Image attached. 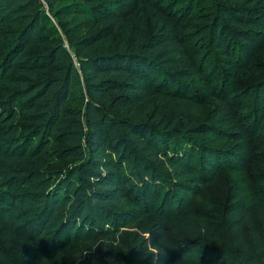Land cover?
Returning <instances> with one entry per match:
<instances>
[{"label": "trees", "instance_id": "trees-1", "mask_svg": "<svg viewBox=\"0 0 264 264\" xmlns=\"http://www.w3.org/2000/svg\"><path fill=\"white\" fill-rule=\"evenodd\" d=\"M42 1L51 10L58 0ZM202 3L209 11L204 22L191 15L189 1L168 5L170 20L199 26L198 34L206 41L205 50L201 46L192 49L191 59L186 60L162 47V42L174 41L178 33L168 22L163 25L167 30L163 35L157 30L144 39L135 29L132 38L125 40L120 15L104 5L55 8L53 25L39 0H0V140L12 143L0 152V161L9 165L11 173L28 161L61 159L70 163L56 173V180L45 184L48 173L34 180L35 173L18 170L24 190L6 205L22 219L16 234L1 227L4 237L12 239L5 264H22L23 247L40 254L50 252L48 243L64 247L70 241L85 243L88 258L83 264H177L163 235L168 219L164 211L178 213L186 234L195 225L207 228L187 208L202 181L194 173L211 176L217 168L215 161L227 158V153L218 155L214 136L202 137L198 163L193 164L190 150L197 145L193 138L205 132V127L187 123L181 128L176 123L183 121L180 113L185 109L198 110L196 96L188 98L187 93L198 89L210 95L218 87L220 93L225 76L234 80L264 48V10L260 9L264 0ZM145 7L151 21H157V12L148 4ZM75 14L84 19L70 27L67 16ZM83 25L85 32L73 37ZM116 26L119 34L113 41ZM59 32L80 52L77 62L86 73L83 87L88 96L82 110L67 105L74 69ZM208 62L225 68L224 77L216 83L209 75L212 67ZM205 66L209 69L202 73ZM257 82L246 95L254 93L248 115L261 124L264 77ZM241 97L238 94L234 99ZM168 105L171 113L166 118ZM213 131L218 136L227 134L220 124ZM57 143L63 145L54 149ZM209 147L213 157L206 153ZM174 198L175 209L171 206ZM141 201L150 207L144 209L148 213L143 217L125 208H135ZM223 213L229 235L222 260L233 256L230 264H264V217L257 234L240 202ZM130 220L134 232L121 245L116 236ZM244 222L248 223L250 253L241 233ZM154 246L160 250L157 255L152 253Z\"/></svg>", "mask_w": 264, "mask_h": 264}, {"label": "rangeland", "instance_id": "rangeland-1", "mask_svg": "<svg viewBox=\"0 0 264 264\" xmlns=\"http://www.w3.org/2000/svg\"><path fill=\"white\" fill-rule=\"evenodd\" d=\"M176 1L179 0H58L55 6L49 10L43 1L39 0L40 9L47 14L53 25H55L53 18L55 8L68 5L87 8L104 5L107 10L120 15L125 32V40L132 38L135 29H137L139 36L144 39L155 35L157 30L163 35L167 33L165 26L168 22L177 28L178 33L174 41L165 40L162 42V47L172 54L177 55L178 53L180 57L188 60L192 57V53H189L192 52V49L195 51L201 46L200 50L203 51L207 48L206 41L203 40V37L200 38L198 34L199 26H194L191 22L186 24V20L179 21V19L174 18L173 21L170 20L167 13L168 5ZM185 1L193 4L191 15L201 17V22L208 18L209 11L202 6V0ZM145 4L150 5L157 12L159 17L157 21H151ZM260 9L264 10V4L260 5ZM67 19H69L68 24L70 27H73L78 21L84 19V16L82 14L69 15ZM262 19L264 20V17ZM84 26L78 27V32H73L71 35L75 38L79 37L85 32ZM59 34L63 48L72 59L74 69L67 105L71 108L82 110L88 96L83 87L86 73L81 70L77 62L80 58V52L76 50L75 46L69 42L62 32H59ZM118 34L119 29L116 26L112 31L113 41L116 40ZM182 41L186 42L181 44ZM180 44L182 48L177 52V45ZM208 63L209 66H213L212 62ZM209 66H205L201 72L205 73ZM223 70L225 68L220 65L208 70L210 71L209 75L214 78L213 82L215 81L216 83L221 76L224 77L222 75ZM242 71L234 80L225 76V86L220 93V87L210 95L202 94L198 89L187 93L186 97L188 98L190 96L192 98L193 94L196 96L194 98L198 100V110L192 112L185 109L180 113L183 121L178 120L176 123V127L181 128L184 127L183 124L187 123L191 127L201 125L205 127V132L193 138L194 143L197 144L190 150L193 164L198 163L200 155L198 143L202 142V137L209 138L214 136L217 139L214 148L218 150V155L221 156V153H227V158H223V156L222 158L220 157L218 163L215 161L214 168H217L211 176L209 173H207L208 177L206 174L200 176L197 170L194 173L199 178L201 177L202 181L199 182L196 193L192 197L191 202L187 204V208L192 213V216L203 221L207 228H198L195 225L191 234H186L178 222V213H172L169 210L164 211L168 219L163 235L169 243L170 250L178 258L177 264H225V262L230 264L234 260L233 256H228L229 258L227 259L229 260H222L221 256L222 249L228 245L226 239L229 235L226 217L223 212L234 206L235 202H240L245 207L248 212V223L251 224L257 234H260L261 219L264 217V169L262 167L264 165V120L260 124L257 118L255 119L254 116L252 118L248 115L251 113L249 111L254 93L251 91L250 96H247L246 93L254 89L253 87L258 83L257 81L264 77V48L259 54L250 58L247 69ZM238 94L242 95L241 99H234V96ZM238 104L240 105L237 107ZM170 113L171 107L168 105L165 117L168 118ZM219 124L223 126V129L227 130V134L224 133L219 136L214 134L213 127ZM225 140L226 142H223ZM11 144L9 139L0 140V152L11 146ZM62 145V143H57L53 148L56 149ZM213 152L214 150L209 147L206 153L209 157L210 155L213 157ZM69 165L70 163L61 159H42L25 162L11 173L9 165L0 161V264H5L10 258L12 244L10 237H4L1 227L5 226L7 232L16 234L15 227L22 219L17 215L14 216V213L6 205V202L10 199L14 200V195L19 193L24 187L22 182L23 175L18 170L28 172V174L35 173L34 177L32 175L34 180L40 179V176L48 173L50 177L47 180L44 182L40 180L45 184L51 179L56 180V173H60L61 170ZM127 166L129 167V165ZM37 182L35 186H38ZM171 200L173 202L171 206L173 205L175 209L177 200L175 198ZM142 202L135 208L131 205L125 208L127 210L133 209L134 212L138 211L139 217H143L148 212L144 210L147 205L142 204ZM159 202L160 199L153 203L154 205L152 204L153 209ZM132 222L133 220H130L118 232L116 237H119V244H124L127 236L134 232L133 227H130ZM248 223L244 222L241 224V233L247 244L246 251L250 253V240L247 235ZM42 237L43 235H41ZM48 244L51 248L50 252L44 251L40 252V254H37V250H33L31 247H23L22 264H83L88 258L84 242L70 241L64 247H59L57 242ZM158 251H160L158 247L154 246L152 253L157 255ZM118 258H120V254H118ZM200 259L208 261L207 263H202Z\"/></svg>", "mask_w": 264, "mask_h": 264}]
</instances>
